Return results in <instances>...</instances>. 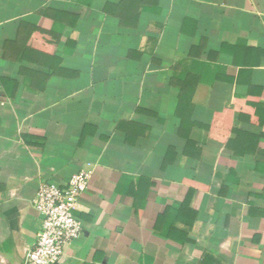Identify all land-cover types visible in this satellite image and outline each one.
Instances as JSON below:
<instances>
[{"label": "crops", "instance_id": "1", "mask_svg": "<svg viewBox=\"0 0 264 264\" xmlns=\"http://www.w3.org/2000/svg\"><path fill=\"white\" fill-rule=\"evenodd\" d=\"M82 169L58 264H264V0H0V264Z\"/></svg>", "mask_w": 264, "mask_h": 264}, {"label": "built area", "instance_id": "2", "mask_svg": "<svg viewBox=\"0 0 264 264\" xmlns=\"http://www.w3.org/2000/svg\"><path fill=\"white\" fill-rule=\"evenodd\" d=\"M92 175V170L82 169L65 184L40 185L34 206L42 217V228L27 255V264H58L66 246L82 235L83 225L76 211Z\"/></svg>", "mask_w": 264, "mask_h": 264}, {"label": "trees", "instance_id": "3", "mask_svg": "<svg viewBox=\"0 0 264 264\" xmlns=\"http://www.w3.org/2000/svg\"><path fill=\"white\" fill-rule=\"evenodd\" d=\"M187 183H189L190 184V187H189V195H191L192 194V192L193 191H195L197 188H198V183L197 182H194V181H191V180H188L187 181ZM200 186H203V185H201L200 184ZM179 231H176L174 228L173 229H171V233H178ZM179 235V234H178ZM175 240V242H173L174 244H176L177 246H179V247H181L183 244H184V242H186V240H187V236H186V233H185V236L181 239V238H179V236L176 238V239H174Z\"/></svg>", "mask_w": 264, "mask_h": 264}]
</instances>
